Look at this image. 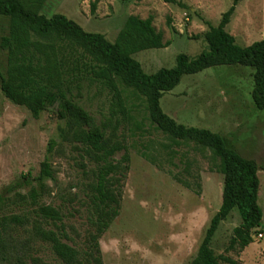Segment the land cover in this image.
<instances>
[{"label": "rangeland", "instance_id": "1", "mask_svg": "<svg viewBox=\"0 0 264 264\" xmlns=\"http://www.w3.org/2000/svg\"><path fill=\"white\" fill-rule=\"evenodd\" d=\"M181 1L186 8L162 0H46L40 12L46 17L63 15L84 31L102 34L110 42L128 15L142 19L152 15L154 27L169 45L133 55L150 75L173 68L178 54L194 58L207 50L203 39L206 23L217 26L233 3ZM8 28V18L0 16V40ZM226 31L240 46L263 39L264 0H241ZM87 63H66L65 86L74 102L98 124L103 123L105 136L112 135L113 142L125 147L112 157V163L125 169V175L120 180L119 214L98 240L100 264H189L221 205L219 160L210 150L158 130L149 119L144 98L131 88L119 86L128 114L122 117L113 113L109 89L94 79ZM5 72L6 53L0 49V75ZM252 75L253 68L241 65L211 67L183 76L159 103L163 113L177 124L217 133L229 148L257 162V203L262 221L251 234L253 242L243 250L226 251L232 230L240 222L234 209L220 224L211 248L217 256L241 264H264V110L257 109L251 99ZM57 111V104L49 106L34 119L0 90V216L28 215L29 222L15 236L25 244L28 264H63L50 243L35 236L34 220L45 230H62L65 237L61 241L78 252L83 264H94L88 256L89 233L93 231L90 198L101 162L71 131L61 134L64 122L58 119ZM124 155L127 161L122 159ZM47 160L51 176L40 187L35 179ZM8 187H12L10 191H6ZM32 189L38 192L35 203L28 199ZM17 195L25 197L24 203H11ZM40 206L57 210L60 220L36 218ZM260 233L262 238H258ZM220 264L224 263L220 260Z\"/></svg>", "mask_w": 264, "mask_h": 264}, {"label": "trees", "instance_id": "2", "mask_svg": "<svg viewBox=\"0 0 264 264\" xmlns=\"http://www.w3.org/2000/svg\"><path fill=\"white\" fill-rule=\"evenodd\" d=\"M162 1L186 8L181 0ZM240 1L233 0L217 26L206 23L208 28L203 39L207 50L194 58L178 54L173 68H162L147 75L133 55L169 45L163 42V33L154 27L152 15L145 19L128 15L114 41L110 42L102 34L84 31L63 15L46 17L40 12L46 0H0V16L9 20L8 34L0 40V49L6 53V72L4 76L0 75L2 94L12 104L26 108L34 119H38L47 107L57 104L58 119L64 122L61 134L71 131L73 137L101 162L95 183L91 185L90 198L93 231L89 233L88 256L94 264L101 262L98 240L119 214L120 180L125 175V169L113 164L112 157L125 147L113 142L112 135L106 137L103 123L98 124L92 115L73 101L69 87L65 86L66 63L69 61L77 64L87 60L94 79L107 87L112 95L113 113L122 117L128 114L119 86L131 88L144 98L149 119L158 130L174 139L210 150L212 156L219 160L217 170L223 177L221 205L210 219L189 264H220V260L224 264H241L230 257L217 256L211 248V241L220 224L236 209L240 222L232 230L226 251L243 250L253 242L251 234L260 228L262 221V211L257 203V162L229 148L217 133L177 124L163 113L159 103L163 94L173 90L185 75H194L215 66L241 65L253 68L251 99L257 109L264 110V38L248 46H240L226 31ZM94 7L92 4V10ZM52 144L48 147L49 152ZM122 159L127 161V156ZM50 176L47 160L42 163L35 181L43 187V181ZM11 188H6V191ZM24 199L17 195L11 203H24ZM28 199L35 203L38 192L32 189ZM2 202L3 197H0ZM35 215L41 220H60L58 211L50 206L38 207ZM28 222L27 214L0 216V264H28L25 244L19 243L15 237L17 230L23 229ZM33 222L35 236L49 242L52 252L63 264H83L78 259V252L61 241L65 237L62 230H45L39 222ZM261 256L264 260V250Z\"/></svg>", "mask_w": 264, "mask_h": 264}, {"label": "built area", "instance_id": "3", "mask_svg": "<svg viewBox=\"0 0 264 264\" xmlns=\"http://www.w3.org/2000/svg\"><path fill=\"white\" fill-rule=\"evenodd\" d=\"M258 238H262V234L260 233V234H258Z\"/></svg>", "mask_w": 264, "mask_h": 264}]
</instances>
